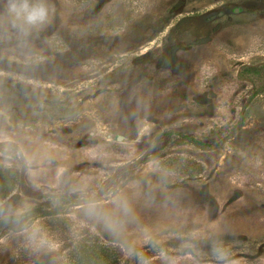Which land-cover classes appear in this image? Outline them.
<instances>
[{
  "label": "rangeland",
  "instance_id": "1",
  "mask_svg": "<svg viewBox=\"0 0 264 264\" xmlns=\"http://www.w3.org/2000/svg\"><path fill=\"white\" fill-rule=\"evenodd\" d=\"M9 2L0 264L89 235L123 264H264V0H44L38 28Z\"/></svg>",
  "mask_w": 264,
  "mask_h": 264
},
{
  "label": "trees",
  "instance_id": "2",
  "mask_svg": "<svg viewBox=\"0 0 264 264\" xmlns=\"http://www.w3.org/2000/svg\"><path fill=\"white\" fill-rule=\"evenodd\" d=\"M2 170L0 167V173ZM15 182H17L15 179L9 181L0 179V203L10 198L9 184ZM48 218L53 217L52 215L43 217ZM123 261L124 253L119 246L107 243L98 236L89 235L74 239L70 249L62 255L60 264H123Z\"/></svg>",
  "mask_w": 264,
  "mask_h": 264
},
{
  "label": "clouds",
  "instance_id": "3",
  "mask_svg": "<svg viewBox=\"0 0 264 264\" xmlns=\"http://www.w3.org/2000/svg\"><path fill=\"white\" fill-rule=\"evenodd\" d=\"M8 11L14 27L38 28L49 17V9L44 0H10Z\"/></svg>",
  "mask_w": 264,
  "mask_h": 264
}]
</instances>
